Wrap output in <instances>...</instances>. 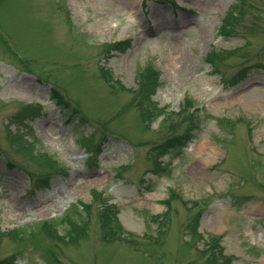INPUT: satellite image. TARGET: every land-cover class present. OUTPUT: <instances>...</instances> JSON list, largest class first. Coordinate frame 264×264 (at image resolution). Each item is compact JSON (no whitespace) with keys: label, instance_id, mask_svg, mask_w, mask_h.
<instances>
[{"label":"rangeland","instance_id":"1","mask_svg":"<svg viewBox=\"0 0 264 264\" xmlns=\"http://www.w3.org/2000/svg\"><path fill=\"white\" fill-rule=\"evenodd\" d=\"M0 264H264V0H0Z\"/></svg>","mask_w":264,"mask_h":264},{"label":"bare ground","instance_id":"2","mask_svg":"<svg viewBox=\"0 0 264 264\" xmlns=\"http://www.w3.org/2000/svg\"><path fill=\"white\" fill-rule=\"evenodd\" d=\"M78 158L76 157L75 160H77Z\"/></svg>","mask_w":264,"mask_h":264}]
</instances>
